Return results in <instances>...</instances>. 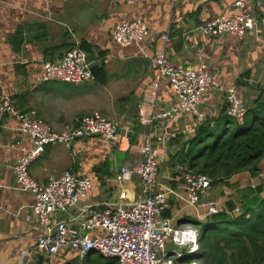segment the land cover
<instances>
[{
  "label": "crops",
  "instance_id": "1",
  "mask_svg": "<svg viewBox=\"0 0 264 264\" xmlns=\"http://www.w3.org/2000/svg\"><path fill=\"white\" fill-rule=\"evenodd\" d=\"M234 1L140 0L134 5H122L115 0H0V102L10 97L17 110L36 112L45 124L57 131L95 112L120 126V137L115 143L88 135L69 147L48 146L29 166L30 176L42 184L67 170L77 176H89L93 186L82 200V206L104 207L121 201V194L126 203L142 199L146 190L136 175L122 182L116 178L122 167L133 166L141 160V146L151 126L139 122V109L156 80L153 61L163 48L175 67L205 63L220 84L234 86L242 99L252 101L248 106L251 107L259 89L264 87V71L260 67L264 0H250L257 14V32L244 40L230 35L209 38L199 31L213 17L232 14ZM135 19L146 23L148 37L140 47H119L111 39L114 27ZM72 34L87 54L93 81L78 85L44 81L43 65L62 58L73 45ZM164 34L170 40L166 47L160 41ZM161 85L156 111L176 103L169 86L162 81ZM223 108L226 105L217 92L201 106L207 119L217 117ZM146 112L147 116L153 113L148 106ZM153 125L161 133L163 125L159 122ZM197 128L196 118L185 116L168 129L156 192L166 187L179 190V177L186 169L179 162V154L186 141L195 136ZM31 147V141L21 136L18 121L3 117L0 121V264L106 261L96 253L80 261L69 250L53 257L35 252L38 232L27 210L34 198L31 193L16 188L11 171L13 163ZM263 166L264 161L260 168ZM249 180L245 173L233 177L230 183L246 185ZM225 188H221L224 194ZM217 193L219 189L211 186L197 211L170 195V207L164 216L177 227L195 228L191 221L202 222L210 211L209 201L215 202ZM166 253L177 264H185L189 257L185 248L171 243L166 245Z\"/></svg>",
  "mask_w": 264,
  "mask_h": 264
},
{
  "label": "built area",
  "instance_id": "2",
  "mask_svg": "<svg viewBox=\"0 0 264 264\" xmlns=\"http://www.w3.org/2000/svg\"><path fill=\"white\" fill-rule=\"evenodd\" d=\"M122 5H134L140 0H115ZM233 13L219 14L205 23L199 31L206 37L216 38L230 35L244 40L257 32V14L250 0H235ZM146 23L142 19L120 23L111 33L112 41L119 47H140L148 37ZM73 45L62 58L43 65V80L78 85L93 81L87 54L81 42L74 38ZM166 47L168 35L160 37ZM263 56L260 67L264 71ZM156 80L148 89L146 102L139 109V122L151 129L141 146V160L133 166L121 168L116 180L128 181L136 175L146 190V195L136 203L121 201L104 207L82 206L93 186L89 176H77L71 170L58 177H49L45 183L36 182L29 174V166L39 159L48 146L63 144L69 147L74 141L88 135H97L104 141L115 143L120 137V126L95 112L75 119L72 126L61 131L45 124L34 111L20 112L10 99L0 102V121L11 117L18 121L19 132L31 141L32 147L17 159L11 171L16 188L33 195L34 202L27 209L35 221L38 236L34 250L38 255L53 257L60 251H71L82 261L88 254L96 253L113 264H176L175 258L166 253L171 243L185 248L188 256H196L200 250L201 232L194 227H177L164 214L169 210L168 197L174 196L180 203L197 211L203 198L211 189V179L203 173L185 170L178 191L159 188L157 178L162 164L163 145L168 140V129L179 118L193 116L200 126L207 118L201 110L206 99L214 92L221 94L226 105L225 114L242 124L247 106L234 86L219 83L205 63L195 67L173 66L167 59L164 48L153 61ZM161 81L169 86L176 103L156 111L160 98ZM146 106L151 116H147ZM159 122L161 133L154 126ZM74 213L70 214V211ZM213 212V210H211ZM238 209L232 215H235Z\"/></svg>",
  "mask_w": 264,
  "mask_h": 264
},
{
  "label": "trees",
  "instance_id": "3",
  "mask_svg": "<svg viewBox=\"0 0 264 264\" xmlns=\"http://www.w3.org/2000/svg\"><path fill=\"white\" fill-rule=\"evenodd\" d=\"M225 111L198 126L179 154L185 170L206 174L222 196L217 211H209L200 223L191 221L201 232L200 250L185 264H264V182L258 180L264 161V87L247 108L242 124ZM245 173L248 185L230 183ZM222 187L232 193L224 195ZM104 260L99 264H113Z\"/></svg>",
  "mask_w": 264,
  "mask_h": 264
},
{
  "label": "rangeland",
  "instance_id": "4",
  "mask_svg": "<svg viewBox=\"0 0 264 264\" xmlns=\"http://www.w3.org/2000/svg\"><path fill=\"white\" fill-rule=\"evenodd\" d=\"M244 100V99H243ZM250 102H252V101H250V100H244V104H245V106H249L251 103ZM216 112V111H215ZM215 112H213V113H215ZM261 169V171L263 172L262 174H261V176L260 177H262V178H258V180H262L263 182H264V166L263 167H261L260 168ZM247 178V177H246ZM257 180V181H258ZM246 185H248V183L246 184ZM224 192H226V194H224V195H226V196H228V195H230V193H232V191L230 190V188H228V187H226L225 188V190H224ZM233 195V194H232ZM215 198H216V201L214 202L213 201V203H210V201H209V206H210V211L211 210H213V212H215V211H217V205L222 201V196L220 195V194H216V196H214ZM208 203V202H207ZM218 203V204H217ZM217 204V205H216ZM220 206H222V202L220 203Z\"/></svg>",
  "mask_w": 264,
  "mask_h": 264
},
{
  "label": "water",
  "instance_id": "5",
  "mask_svg": "<svg viewBox=\"0 0 264 264\" xmlns=\"http://www.w3.org/2000/svg\"><path fill=\"white\" fill-rule=\"evenodd\" d=\"M90 136H95V137H97V135H90Z\"/></svg>",
  "mask_w": 264,
  "mask_h": 264
},
{
  "label": "bare ground",
  "instance_id": "6",
  "mask_svg": "<svg viewBox=\"0 0 264 264\" xmlns=\"http://www.w3.org/2000/svg\"><path fill=\"white\" fill-rule=\"evenodd\" d=\"M55 146V145H54Z\"/></svg>",
  "mask_w": 264,
  "mask_h": 264
}]
</instances>
